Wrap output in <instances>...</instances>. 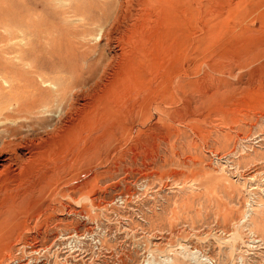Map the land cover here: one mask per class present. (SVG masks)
Segmentation results:
<instances>
[{
    "label": "rangeland",
    "instance_id": "rangeland-1",
    "mask_svg": "<svg viewBox=\"0 0 264 264\" xmlns=\"http://www.w3.org/2000/svg\"><path fill=\"white\" fill-rule=\"evenodd\" d=\"M46 1L0 13L80 2ZM94 1L114 15L84 24L81 50L109 74L75 116L96 123L27 198L0 192V264H264V0Z\"/></svg>",
    "mask_w": 264,
    "mask_h": 264
},
{
    "label": "bare ground",
    "instance_id": "bare-ground-1",
    "mask_svg": "<svg viewBox=\"0 0 264 264\" xmlns=\"http://www.w3.org/2000/svg\"><path fill=\"white\" fill-rule=\"evenodd\" d=\"M48 1L50 0L46 2ZM77 1L80 2L76 3L78 4L76 9L67 6L65 11H60L62 13H55L56 16L52 21H34L36 18L34 17V20L30 18V15L33 14L31 12H26L27 15L22 17L16 12H9L8 9L1 10L3 13H0V22L8 21L20 28L24 47L31 44L35 47V49L29 50L17 47L16 44L17 48H11L9 36L13 33L5 31V33L7 32L5 35V33L0 32V77L6 85L5 89H2L5 93L0 94V192H3L4 195L6 193L8 197L13 194L11 193L13 190H17V192L14 191L15 194L13 195L24 198L31 187L40 185L45 178L50 176V173H54L52 168L51 171L46 172L49 164L53 160H61V156L67 151H71V147L75 146L85 136L80 135L83 131L80 128L86 127L88 129L96 123L91 122V120L89 122H77L75 115L78 110L89 103L87 101L88 95H90L94 85L98 88L103 86L102 81H105L109 74L107 72L109 64L102 63L101 56L90 57L87 50H81V48H85V44L81 40L85 37L84 24L92 20L101 21L112 18L114 14L106 12V9L104 12H97V10L95 13L87 15L86 6L83 5H88L93 11L98 6L97 2L94 0ZM60 8L63 10L61 6ZM37 14L40 18L42 11ZM50 17L52 18V16ZM60 20L65 24L60 25ZM34 27L35 29H33ZM38 32L43 35V37L41 36L43 38L42 43ZM101 33L105 36L103 30ZM97 75H99L101 82L97 80L98 78L96 79ZM63 90L64 92L61 93ZM93 90L96 91V89ZM79 92H81L79 94L81 98L78 100ZM83 92L87 93L84 94ZM61 94H65L64 97L61 98ZM7 101L9 103L6 110H2L4 106L2 103ZM97 105L95 106L97 107ZM84 114L83 116L87 115L85 110ZM90 116L94 117L92 114ZM85 147L87 148V146ZM74 151L73 153L76 154ZM72 163L75 162L70 164ZM57 166L60 165L57 164ZM55 179L58 180L59 178ZM45 187L47 188V186ZM41 188L44 189L43 187L39 189ZM75 191V187H67L62 192L64 195L71 196ZM11 205L13 206V203ZM2 210L4 211V208Z\"/></svg>",
    "mask_w": 264,
    "mask_h": 264
}]
</instances>
